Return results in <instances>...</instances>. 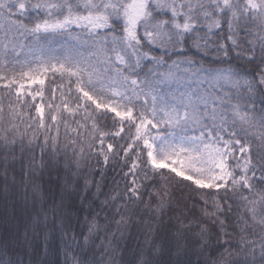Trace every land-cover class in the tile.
<instances>
[{
	"label": "snow or ice",
	"instance_id": "1",
	"mask_svg": "<svg viewBox=\"0 0 264 264\" xmlns=\"http://www.w3.org/2000/svg\"><path fill=\"white\" fill-rule=\"evenodd\" d=\"M0 264H264V0H0Z\"/></svg>",
	"mask_w": 264,
	"mask_h": 264
}]
</instances>
